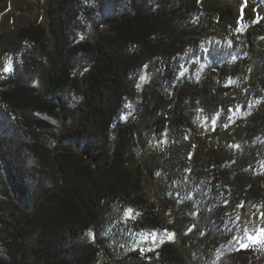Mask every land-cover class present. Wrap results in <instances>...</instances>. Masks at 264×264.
Returning a JSON list of instances; mask_svg holds the SVG:
<instances>
[{"label":"trees","instance_id":"trees-1","mask_svg":"<svg viewBox=\"0 0 264 264\" xmlns=\"http://www.w3.org/2000/svg\"><path fill=\"white\" fill-rule=\"evenodd\" d=\"M111 1L120 16L115 23L105 25L103 0H60L59 9L75 26L74 35L63 33L58 39L53 30L51 39L39 20L16 31L9 71L0 74V111L19 136L17 164L0 141V264L211 261L204 247L215 243L208 240L202 211L195 221L185 211L164 215L147 194L141 164L133 161L135 133L128 126L118 128L117 120L127 124L136 113L133 107L121 111L118 105L127 87L124 80L143 58L166 63L164 77L173 87L179 80L176 54L183 50L178 62L188 70L181 80L189 84L188 91L198 90L192 77L195 81L196 71L215 48L211 24L199 16L216 14L200 0ZM121 48L129 55H117ZM236 65L217 71L215 83L204 89L217 87L225 93L211 104L224 120L215 132L232 126L236 139L210 146L201 165L208 168L211 183L221 184L231 208L227 229L238 233L230 249L234 264H261L264 260L244 227L251 209L264 212V65L257 85L241 96L226 84L225 72ZM103 88L116 104L112 110L95 108L104 122L96 165L79 153L82 131L72 122L84 95L96 96ZM181 91L174 121L188 129L198 103ZM136 98L142 105L141 89ZM155 123L150 117L147 127ZM236 143L240 147L233 151ZM180 155L173 154L174 164Z\"/></svg>","mask_w":264,"mask_h":264},{"label":"rangeland","instance_id":"rangeland-1","mask_svg":"<svg viewBox=\"0 0 264 264\" xmlns=\"http://www.w3.org/2000/svg\"><path fill=\"white\" fill-rule=\"evenodd\" d=\"M200 1L202 6H208L216 14V16H207L203 13L199 16L202 22L211 24L215 38L213 54L208 55L196 71L195 81L192 77L194 85L201 90V93L198 90L188 91L191 89L189 84L181 80L188 70L178 62L183 50H178L176 54L178 67L175 76L180 81L178 80L173 87H170L164 77V72L167 71L166 63L159 61L157 57L143 58L124 80L127 87L120 95L121 101L118 105L121 111H128L133 107L136 113L127 124L122 118L118 119L117 125L118 128L131 127L135 133L138 147L133 161L141 164L144 185L150 199L168 218L171 214L185 211L187 217L195 221L199 211H202L205 218L203 221L206 223L204 227L210 233L208 240L215 243L214 246L207 244L204 247L211 258L209 264H234V255L230 249L236 244L238 233L227 229L229 216L232 215L231 208L227 204L226 194H222L221 184L211 183L208 168L201 165V162L210 146L227 140L233 143L237 128L230 126L228 129L221 126V131L215 132L216 126L223 118L215 113L211 104L214 97L222 98L225 93L217 87L215 90L204 89L206 85L215 83L217 71L234 63L237 67L225 72L229 78L226 84L232 86L230 90L233 89L238 96H241L247 88L256 83L257 74L261 73L264 65V0ZM59 2L60 0H0V74L9 71L13 48L17 42L15 35L20 26L39 20L46 26L51 39L53 30L58 39L63 33L65 36L74 35L75 26L66 14L61 13ZM103 3L107 17L105 25L119 20L117 6L111 0H103ZM257 52H262L258 53L259 57L256 55ZM126 54L128 51L126 52L125 49H118L117 55L124 58L123 55ZM223 88H226V85ZM139 89L145 95L142 105L138 104L136 98ZM180 91L185 92L186 95H193L194 102L198 103L192 113L194 124L188 129L185 124H176L174 121L176 109L180 108L178 100ZM109 98L104 88L101 94L96 96L86 93L74 111L72 127L82 131V147L79 153L96 165L99 161L100 149L104 144L102 140L104 122L95 108L112 110L116 103L114 98L111 100ZM150 117L157 122L151 129L147 127ZM230 132L231 136L228 134ZM0 141L3 142V148L10 161L17 164L19 136L11 127L8 115L2 111H0ZM239 147L240 145L235 148L234 145L230 149L236 151ZM176 152H180L181 155L177 159L179 162L174 164L173 154ZM108 165L109 163H104V166ZM201 193L204 194L200 195ZM247 214L249 221L244 230L252 235L251 241L258 249L257 255L262 256L264 260V241L260 237V235L264 236V212L255 208ZM242 238L241 236L240 242ZM134 250L136 253L139 251L138 248Z\"/></svg>","mask_w":264,"mask_h":264},{"label":"snow or ice","instance_id":"snow-or-ice-1","mask_svg":"<svg viewBox=\"0 0 264 264\" xmlns=\"http://www.w3.org/2000/svg\"><path fill=\"white\" fill-rule=\"evenodd\" d=\"M249 239H250V240H252V239H253V237H252V236H249Z\"/></svg>","mask_w":264,"mask_h":264}]
</instances>
